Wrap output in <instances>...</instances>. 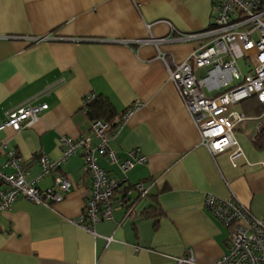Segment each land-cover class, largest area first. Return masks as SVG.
<instances>
[{
	"label": "crops",
	"instance_id": "obj_1",
	"mask_svg": "<svg viewBox=\"0 0 264 264\" xmlns=\"http://www.w3.org/2000/svg\"><path fill=\"white\" fill-rule=\"evenodd\" d=\"M217 2L0 0V124L7 111L29 99L48 105L31 127L0 130V162L13 150L37 187H51L55 174L72 183L60 201L37 205L18 198L0 212V264H175L187 251L207 264L228 245V229L203 205L207 194L234 196L255 216L264 214V127L256 128L264 104L251 97L233 106L246 116L234 130L245 159L236 166L227 152L213 159L157 49L122 42L164 37L159 49L182 61L197 42L177 39L178 33L209 28ZM42 36L49 38L30 40ZM90 93L107 100L116 116L140 103L108 146L119 160L137 150L146 161L122 175L104 154L96 157L109 176L147 188L132 214L114 210L111 219L95 224L94 234L74 223L91 187L83 151L55 173L41 174L37 162L40 154L61 155L62 135L97 143L83 109Z\"/></svg>",
	"mask_w": 264,
	"mask_h": 264
},
{
	"label": "built area",
	"instance_id": "obj_2",
	"mask_svg": "<svg viewBox=\"0 0 264 264\" xmlns=\"http://www.w3.org/2000/svg\"><path fill=\"white\" fill-rule=\"evenodd\" d=\"M48 36L31 37L32 42L47 40ZM177 39L197 42L196 48L182 61H176L159 49L164 37L147 36L124 40V43L150 44L157 49V57L163 64L199 136V142L214 159L227 152L232 166L245 159L235 135V127L246 116L233 108L238 102L255 97L264 104V0H218L209 28L200 32L178 33ZM244 58L246 72L238 59ZM200 69L204 73L198 74ZM94 93L85 97L83 109L95 98ZM140 103L113 118L110 122L91 119L88 131L97 138L93 143L81 135L59 138L61 155L51 159L45 154L37 157L41 174L55 173L71 155L83 151L85 169L91 178V187L79 217L74 223L94 234L95 224L111 219L114 210L129 208L136 198L147 195L142 181L128 183L126 176L119 179L109 176L97 163L96 154H104L125 175L136 164L146 161L137 150L128 152L126 159L119 160L109 148L108 141L122 127L127 117ZM48 108L47 103H35L29 99L5 114L0 130L10 128L18 132L31 127ZM256 128L264 127V112L256 117ZM0 144V154L3 153ZM6 159L0 162V212L5 211L18 198L33 204L50 205L60 201L72 187L71 181L62 174H55L53 185L41 189L33 180L26 179V171L13 150L4 152ZM9 169L10 171H7ZM136 196H133V193ZM203 205L209 213L228 229L227 250L207 264H264V214L255 216L248 206L239 203L234 196L220 199L207 194ZM175 264H202L195 260L192 251L175 258Z\"/></svg>",
	"mask_w": 264,
	"mask_h": 264
},
{
	"label": "trees",
	"instance_id": "obj_3",
	"mask_svg": "<svg viewBox=\"0 0 264 264\" xmlns=\"http://www.w3.org/2000/svg\"><path fill=\"white\" fill-rule=\"evenodd\" d=\"M85 113L89 116L90 119H101L114 125L113 118L116 115L113 112L111 104L104 98L95 97L90 103L86 105ZM138 198H136L135 200H137ZM126 211L129 212L128 207L126 208Z\"/></svg>",
	"mask_w": 264,
	"mask_h": 264
},
{
	"label": "rangeland",
	"instance_id": "obj_4",
	"mask_svg": "<svg viewBox=\"0 0 264 264\" xmlns=\"http://www.w3.org/2000/svg\"><path fill=\"white\" fill-rule=\"evenodd\" d=\"M238 65H239L240 69H241L243 72H246V71H247L248 67L246 66V63H245V61H244V58H240V59H238ZM136 195H137V194L134 192V193H133V196H136ZM142 198H144V197H142ZM142 198H140V199H142Z\"/></svg>",
	"mask_w": 264,
	"mask_h": 264
}]
</instances>
